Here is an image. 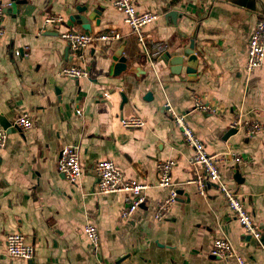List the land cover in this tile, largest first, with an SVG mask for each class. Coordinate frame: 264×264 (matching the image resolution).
Here are the masks:
<instances>
[{
	"label": "crops",
	"instance_id": "1",
	"mask_svg": "<svg viewBox=\"0 0 264 264\" xmlns=\"http://www.w3.org/2000/svg\"><path fill=\"white\" fill-rule=\"evenodd\" d=\"M136 6L160 14L144 28L147 50L163 47L154 64L112 0H15L7 7L0 37V115L12 131L0 150V264H239L212 255L219 237L247 264H264V128L253 136L229 128L237 116L264 126V61L248 78L245 72L248 40L264 18V0H137ZM49 14L61 15L63 22L46 25ZM69 29L116 30L123 37L91 45L81 60L71 61L61 37ZM191 44L198 56L192 79L187 58L177 72L164 57L181 56ZM118 51L127 68L114 75ZM71 63L86 67L90 78L61 76ZM194 95L220 113L191 111ZM168 101L176 112L189 113L187 121L208 152L225 155L221 179L261 226V242L247 234L218 186L199 194L189 161L194 151L169 115ZM24 114L32 127L14 129ZM131 117L145 124L124 127L122 120ZM69 144L79 146L83 170L75 184L57 169ZM103 159L148 186L145 203L130 218L122 216L127 194L97 192L96 165ZM168 159L177 161L172 177L179 196L167 218L157 220L154 213L169 194L158 186L157 165ZM88 224L99 230L97 247L84 232ZM15 232L34 246L30 260L8 254L6 237Z\"/></svg>",
	"mask_w": 264,
	"mask_h": 264
},
{
	"label": "built area",
	"instance_id": "2",
	"mask_svg": "<svg viewBox=\"0 0 264 264\" xmlns=\"http://www.w3.org/2000/svg\"><path fill=\"white\" fill-rule=\"evenodd\" d=\"M108 1V0H104ZM137 0H112L113 6L124 15V21L131 27L132 32L136 35L140 44L145 46L147 50V35L144 28L158 19L159 13L154 11H139L136 6ZM13 4L12 1L0 0V37L6 33L3 20L7 7ZM63 22V17L59 14H49L45 18V24H60ZM69 46L70 60H81L83 58V50L97 43L120 40L123 34L116 30H109L100 33H92L69 29L61 33ZM155 50H147V55L154 64V58L162 51V45L155 44ZM15 54L21 56L22 51L16 50ZM264 61V18H260L248 40V49L245 63L246 77L260 67ZM59 74L72 79L90 78V71L81 65L71 63L63 67ZM104 93V96H107ZM194 106L191 111H200L208 114H218L219 109L211 102L204 100L199 95H194ZM165 107L175 122L176 126L181 129L185 141L192 147L194 153L190 157V165L194 169L195 177L192 180L196 184L198 192L202 196L208 194L210 185H216L220 192L226 198L235 218L243 226L247 234L261 242L262 228L254 221L252 214L247 209L240 194L231 185L223 182L219 163L225 157L224 154L210 153L206 149L205 143L197 135L194 129L187 121L189 113H178L168 101ZM122 124L126 128L140 127L145 124L142 118L131 117L122 120ZM33 125L30 115L24 114L21 116L14 127L18 130L26 131ZM229 128L234 133H244L247 136H253L263 130L264 126L261 122L254 119H247L243 116L233 118L229 123ZM9 132L7 129L0 127V150L6 147L8 143ZM236 161L241 158L231 153ZM229 154V155H230ZM177 165L174 159L159 161L157 165L159 182L158 186L169 190L168 196L159 203L157 210L154 213V218L163 220L167 218L171 206L178 200V190L173 182L172 170ZM58 173L62 175L69 183L75 184L81 177L83 170L80 160V151L77 144H69L65 146L59 155ZM96 173L98 176L97 192L101 194H110L123 192L126 195V202L129 204L127 208L122 210L124 218H130L132 214L145 203L146 196L144 190L148 187L136 179H128L124 173L117 168L113 160L103 159L96 165ZM84 232L89 238L91 245L97 247L100 243V234L96 226L88 224L84 228ZM7 251L10 256L22 257L30 260L34 254V246L27 242L24 234L15 232L8 234L6 237ZM215 258L225 261L231 258H236L239 264H247L244 258L234 251V248L229 240L219 237L214 240L211 251Z\"/></svg>",
	"mask_w": 264,
	"mask_h": 264
},
{
	"label": "water",
	"instance_id": "3",
	"mask_svg": "<svg viewBox=\"0 0 264 264\" xmlns=\"http://www.w3.org/2000/svg\"><path fill=\"white\" fill-rule=\"evenodd\" d=\"M13 4L12 7L15 6V0H12ZM79 11L82 12L84 10H81L79 8ZM174 15V14H172ZM91 18V17H89ZM87 21V20H85ZM87 30H89V27H85ZM164 57L166 59H168L170 61V63L172 65L175 66V70H177V72H180L183 68V63L185 61V58H187V65L188 67L186 68V71L189 73V78H193L196 77V66H197V61H198V56L196 55L195 52V48L194 45L191 44V46L187 49H185L183 51V55L181 56H175L172 57L170 53H166L164 55ZM116 64L114 66V75H118L120 74L122 71H125L127 68V62H126V58L123 56V52L122 51H118L116 53ZM124 102H126V97H123ZM0 124L2 126V128L7 129L8 132H11V123L8 122V120H6L3 116L0 115ZM14 129L18 130L17 128L14 127ZM235 131L230 130V133H234ZM240 173L237 172V174L235 175L236 179L239 178ZM239 183L242 182V180L238 179Z\"/></svg>",
	"mask_w": 264,
	"mask_h": 264
}]
</instances>
